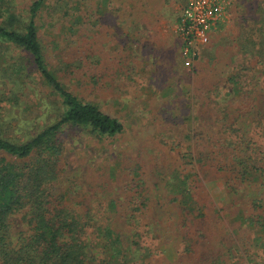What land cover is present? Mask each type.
Here are the masks:
<instances>
[{"label": "trees", "instance_id": "1", "mask_svg": "<svg viewBox=\"0 0 264 264\" xmlns=\"http://www.w3.org/2000/svg\"><path fill=\"white\" fill-rule=\"evenodd\" d=\"M43 2L31 0L22 17L0 0V46L18 50L21 60L60 104L56 119L23 141L3 135L5 122L0 117V264H232L237 256L243 264L252 260L247 250L235 246L234 238L227 239L229 235L221 237L224 243H216L217 248L212 247L208 224L215 218L205 214V205L196 198L204 188L201 173L210 169L223 178L231 194L242 192L247 199L242 202L240 221L253 228L264 225V145L258 146L249 136L254 117H258L253 90L244 86L251 84L252 74L238 82L240 97L229 104L219 100V89L199 90L203 109L194 112L192 127H181L183 136L177 141L184 142L191 128L194 136H203L190 141L193 156L188 168L181 167L177 158L179 164L165 173L168 169L161 170L165 165L157 161L158 170L150 169L147 179H135L132 173L137 175L136 170L145 166L136 155L119 166L121 173H117L123 174L124 183L114 198L106 203L79 198V188L65 170L66 129H79L98 139L122 133L124 125L69 90L108 88L109 79L96 72L94 52L81 49L76 32L79 24L69 12L68 0L58 6L62 11L57 8L67 22L65 32L58 33L62 43L53 41V47L41 43L36 17ZM235 8L233 67L248 70L247 65L237 63L238 55L263 65L264 0H238ZM240 8L246 12L239 13ZM257 83L264 101V76ZM224 137L231 140L228 157L223 152L227 148ZM223 206L211 209L219 215ZM18 215L24 229L15 233L12 219ZM170 239L176 240L173 263L165 258L164 247Z\"/></svg>", "mask_w": 264, "mask_h": 264}, {"label": "rangeland", "instance_id": "2", "mask_svg": "<svg viewBox=\"0 0 264 264\" xmlns=\"http://www.w3.org/2000/svg\"><path fill=\"white\" fill-rule=\"evenodd\" d=\"M5 1L6 6L10 5L8 7L21 16L31 2ZM128 1L135 8L144 9L151 5L149 0L146 6L140 0ZM166 1V5L156 6L155 13H150L142 23L139 12L131 15L133 20L123 12V6L127 7L124 0H68L69 12L79 24L76 32L81 49L94 52L98 62L96 72L109 79L108 88L69 90L83 100L95 103L124 125L122 133L98 139L79 129H66L63 136L67 156L65 170L68 178L78 186L79 198L104 203L114 198V192L124 183L123 174L118 176L121 173L119 166L130 163L129 159L136 155L142 157L145 162L141 164L145 163V166L136 170L137 175L132 173L135 179H147L150 169L158 170L155 167L157 161L165 165L161 170L168 169L165 173L179 164L177 158L181 167L188 168L189 157L193 156L190 141H199L203 136H194L195 130L191 128L184 136V142L177 141L183 136L181 127H192L194 112L203 109L197 97L199 90L219 89V100L229 104L240 97L238 82L250 74L253 76L251 84L244 86L253 90L251 95L258 118L254 117L250 129L253 133L249 136L258 146L264 145V101L259 97L261 86L257 83L264 76V64H256L238 55L237 63L248 67V70L238 71L233 67L236 62L231 61L230 53L235 52L232 39L237 34L234 11L238 0H224L225 18L213 32H209V41L197 45L196 55L190 60L183 55L181 41L175 32L184 0ZM63 2L65 0H44L39 7L37 32L45 46L53 47V41L62 43L58 33L65 32L67 22L62 19L59 12L62 10L58 6ZM159 7L162 9H157ZM242 11L246 12L240 8L239 13ZM9 65L16 68L8 69ZM38 80L32 67L21 60L18 50L0 46V117L1 122H5L2 131L5 137L23 141L56 119L60 104ZM224 138L227 146L231 140ZM230 148L231 145L223 150L227 157ZM161 170L157 172L159 178ZM201 174L204 188L198 191L196 198L205 205V214L215 218L208 224L212 247L217 248L216 243H224L221 237L229 235L227 239L234 238L235 246L247 250L251 256L252 260L244 264H264V225L253 228L238 218L243 212L242 202L247 199L242 197V192L231 194V188L225 187L223 178L212 170ZM151 181L155 182L156 178L151 177ZM190 181L193 184L195 180ZM230 198L232 202L228 204ZM234 203L237 206L234 207ZM213 205H224L219 215L211 209ZM20 229H24V225L18 215L12 219V230L17 233ZM174 242L175 239H170L164 247L166 256L163 255L171 263L176 258ZM242 260L237 256L232 264H243Z\"/></svg>", "mask_w": 264, "mask_h": 264}, {"label": "built area", "instance_id": "3", "mask_svg": "<svg viewBox=\"0 0 264 264\" xmlns=\"http://www.w3.org/2000/svg\"><path fill=\"white\" fill-rule=\"evenodd\" d=\"M225 4L224 0H184L175 32L188 60L194 57L199 42L206 40L209 32L225 18Z\"/></svg>", "mask_w": 264, "mask_h": 264}, {"label": "crops", "instance_id": "4", "mask_svg": "<svg viewBox=\"0 0 264 264\" xmlns=\"http://www.w3.org/2000/svg\"><path fill=\"white\" fill-rule=\"evenodd\" d=\"M140 1H143L142 2L143 6H146L149 2L151 5L149 7H146V8L144 7V9H142L143 7L135 8L134 6H132V4L128 0H124V4L127 3V7L124 8L125 5L123 6V12L125 14H127L128 18H130L131 15H134V13L139 12L140 18L143 17V20H141L142 23L144 22V19H147V16L150 13H155L154 11H155L156 6H164V5H166V2H168L166 0H149V2H148V0H146V1L140 0ZM140 9H142V11H139ZM157 9L160 10L162 8L159 7ZM132 10H133V12H132ZM130 19L133 20V18H130ZM204 41H206V40L200 41L199 44L203 43Z\"/></svg>", "mask_w": 264, "mask_h": 264}]
</instances>
